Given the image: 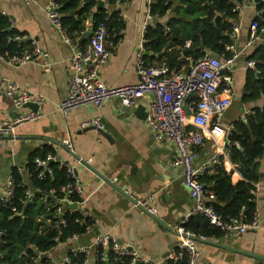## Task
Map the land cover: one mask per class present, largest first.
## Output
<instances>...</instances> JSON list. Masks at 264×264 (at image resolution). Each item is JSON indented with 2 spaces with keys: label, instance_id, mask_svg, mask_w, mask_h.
Listing matches in <instances>:
<instances>
[{
  "label": "crops",
  "instance_id": "obj_1",
  "mask_svg": "<svg viewBox=\"0 0 264 264\" xmlns=\"http://www.w3.org/2000/svg\"><path fill=\"white\" fill-rule=\"evenodd\" d=\"M51 2L0 0L2 10L11 18L14 27L23 33L25 40L37 42L48 53L52 63L51 70L45 71L42 67L45 58L41 55L19 66L8 65L0 60V74L4 78L42 97L39 111L43 114L37 122L18 126L14 136L0 138V187L5 186L11 169L22 167L36 148L45 142L58 143L71 139L77 157L90 160V163H86L109 180L99 178L88 165L80 164L78 167L84 195L88 199L87 207L97 219V225L75 244L90 246L96 236L112 235L119 244L137 250L141 257L151 263L160 264L167 254L177 248L180 242L178 229L194 207L190 192L184 184L182 168L173 165L175 149L170 144L156 142L149 132L146 120L150 98H141L130 112L125 111L126 106L118 99L106 100L100 108L93 105L79 107L68 116L60 112L59 105L66 96L68 79L72 73V58L77 48L84 47L81 46L84 41L80 42L79 39L78 43L73 40L67 43L63 40L47 16ZM148 2L130 0L127 4L115 7L124 30L112 42L110 58L101 66L99 73L109 87L128 86L140 81L136 59L143 28L147 23L155 26L166 22L156 17L147 20ZM252 4L251 0L245 2L239 20L235 22L240 24L238 40L241 49L249 41V25L256 16ZM191 43L186 41L185 47H190ZM258 45L264 43H253L243 51L237 62L232 104L224 116L222 126H230L251 114L254 108L264 106V99L252 104H244L242 100L248 69L247 58L254 50L250 48ZM204 51L209 53L211 50ZM155 58L154 62L149 63L161 61L157 54ZM186 59L187 63L179 71L167 66L176 73H186L193 64L190 57ZM31 110L23 109L24 112ZM18 111L13 100L0 92V125L4 120L13 118ZM91 119L102 122L103 131L108 137L103 136L97 128H80L82 122ZM214 134L217 143L222 145V128H216ZM214 145L213 139L208 140L207 146L199 153L198 162L212 155ZM61 155L66 156L64 153ZM225 167L227 172L232 173L234 184L243 180L230 158L225 159ZM132 196L139 201L153 197L157 215H151L136 206ZM253 201L257 205L256 210L262 211L264 195L256 193ZM217 240L199 243L197 264H264V230L221 236ZM66 254L67 248L61 246L49 258L52 264H62ZM87 264H96L94 250Z\"/></svg>",
  "mask_w": 264,
  "mask_h": 264
},
{
  "label": "built area",
  "instance_id": "obj_2",
  "mask_svg": "<svg viewBox=\"0 0 264 264\" xmlns=\"http://www.w3.org/2000/svg\"><path fill=\"white\" fill-rule=\"evenodd\" d=\"M244 0L242 4L234 6V12H241L244 9ZM252 7L256 15L264 14V9L259 10L260 5L257 0H251ZM261 3H264L262 0ZM152 0H149L146 16L147 20L154 17L151 13ZM0 11L7 15L2 10ZM8 16V15H7ZM47 16L53 27L59 31L63 40L71 43L70 37L66 34L62 26L61 15L58 12V5L52 0L47 10ZM11 19V18H10ZM13 22V21H12ZM151 26V25H150ZM257 21H251L249 25V41L243 46L239 45L240 24H234L233 31L229 35L230 42L225 48V53L220 57H213L207 53L203 58L192 64V67L186 73H176L172 71L165 63H149L145 50V34L149 24H145L143 38L139 44L136 59V68L140 81L133 85L121 87H109L100 77V68L104 65L111 55L110 46L113 44L110 40V34L106 23L100 22L92 35L88 39V44L84 48H77L72 61V73L68 79V87L64 100L59 105V110L64 116L79 107L95 106L100 108L106 100L118 99L124 106L133 107L141 98H150L148 104L147 126L154 140L158 143L170 144L174 147L173 165L182 168L185 187L189 190L194 207L191 213L183 221L184 225L193 215H202L207 218L211 225L218 227L223 236L228 237L234 234H243L248 231L264 230V208L262 211L255 210L250 216L243 210L238 216L224 217L213 205L214 195L207 189L203 179L217 173L219 167L225 166V159L230 158V149L233 145H239L237 141H232L234 124L222 126L225 114L232 104V94L234 89V73L236 65L245 51L253 43H264V26L260 28ZM123 34V30L118 33ZM115 34L113 37H116ZM19 39V37H18ZM32 51L25 52L21 56H13L10 59L0 60L8 65L19 66L33 59L36 55L43 56L42 67L45 71L51 70L52 63L48 53L44 52L37 42L32 41ZM79 49V50H78ZM256 62L251 60L247 62V68H255ZM0 92H4L13 100L18 114L15 118H9L0 125V138H9L14 136L18 126L27 123L39 121L43 114L40 111L24 112V106L30 102H35L39 106L42 104V97L32 94L29 90L21 87L16 82L4 78L0 74ZM247 121V116L242 119ZM94 127L103 130V124L99 119H91L82 122L81 129ZM222 128L223 144H218L214 130ZM213 139L215 145L212 155L201 162H198L199 153L207 146L208 140ZM52 145L57 150V154L47 153L45 157H37L34 160L39 173L37 178L45 180L53 178L55 169L51 164H57L59 169H64L68 173L71 181L64 185L60 190L51 189L50 191L41 188L31 189L27 186L26 198L32 201L37 194L44 199L46 211L54 208V214L61 217L68 211L78 212L83 217H91L94 221L93 226L87 228V233L94 230L97 225L95 219L87 207L88 199L84 195L83 184L78 175L80 164L88 165L90 160L77 158L74 143L71 139H64L63 142H45ZM42 144L38 148L41 149ZM63 152L66 156H63ZM87 162V163H86ZM26 160L20 167L27 171ZM15 180L10 173L6 178V184L0 187V202L4 205L14 203ZM255 190L252 194L261 193L264 195V181L254 184ZM263 187V190L261 188ZM77 197L75 200L74 197ZM134 204L142 207L144 211L151 215H157V209L153 205V197L145 200H135ZM76 204V209H68V205ZM16 210V209H15ZM14 210V211H15ZM66 225L64 219L60 222ZM180 242L177 248L169 254L160 264H167L168 261H179L186 255L188 264H197L199 258V243L218 242L217 239H210L206 236H196L194 233L186 231L182 226L178 229ZM80 237H68L64 243L60 244L52 252L63 246L67 248V254L73 255H91L94 250L97 261L98 248L111 249L119 256H131L130 264H155L141 257L139 252L131 247L119 244L112 235L100 234L96 236L90 246L76 245ZM60 241V239H56ZM63 258L62 264H70L68 255ZM41 259V258H40ZM39 259V260H40ZM101 261L107 263L109 256L102 254ZM140 262V263H139ZM78 264V263H75Z\"/></svg>",
  "mask_w": 264,
  "mask_h": 264
},
{
  "label": "trees",
  "instance_id": "obj_3",
  "mask_svg": "<svg viewBox=\"0 0 264 264\" xmlns=\"http://www.w3.org/2000/svg\"><path fill=\"white\" fill-rule=\"evenodd\" d=\"M99 1L54 0L58 5L62 26L74 43H78L89 28L95 29L100 22L106 23L113 43L120 36L118 33L124 30L123 23L117 18L118 10L115 7L127 4L130 0H104L106 7L98 10ZM243 1L152 0V16L166 22L149 26L145 34L144 45L148 52L145 58L147 61L151 60L148 62H154L157 54L158 60H161L159 63L164 62L171 69L179 71L187 63L186 57H190L193 63L203 58L207 54L204 49H210L209 53L223 55L230 42L233 23L239 20L240 13L234 12L233 8ZM257 2L260 3L258 9H264L262 0ZM91 16H94L93 21L90 20ZM253 19L261 25L260 28L264 26V14L256 15ZM115 34L117 36L113 37ZM24 38L23 33L14 27L10 17L0 11V56L10 59L27 51L31 52L32 41ZM188 40L192 42L191 46L185 47ZM88 41H84L81 46L86 47ZM250 49L254 50L247 61H255L256 66L254 69H247L242 94L244 104L257 103L264 99V45ZM231 140L237 141L239 145L232 146L230 160L243 180L234 184L232 173L221 166L216 174L205 177L203 182L213 193V205L222 216H238L245 209L250 216L257 207L253 201L255 194H252L256 189L254 184L264 181V106L254 108L247 116V121L235 122ZM49 152L57 154L52 145L44 144L41 149L36 148L27 158L28 172L18 166L11 169L16 185L15 197L12 204L4 205L0 202V264H52L51 258L41 260V255L49 254L68 237L86 235L87 228L94 225L91 217H83L78 212L68 211L62 217L54 214V208L47 212L44 199L39 194L32 201L26 198V181L31 189L39 187L48 191L60 190L71 181L66 170L59 169L55 163L51 164L55 169L53 178H37L39 169L34 160L45 157ZM62 219L66 221V225L60 224ZM182 227L196 236L210 239L223 236L218 227L211 225L207 218L198 214L191 216ZM57 238L60 239L59 242L56 241ZM103 253L109 256L107 263L101 261ZM67 255L70 264H87L91 256L71 253ZM131 261V256L116 255L110 248L105 251L98 248L97 261L95 259L96 264H130ZM167 264H188V258L185 255L183 259L168 261Z\"/></svg>",
  "mask_w": 264,
  "mask_h": 264
},
{
  "label": "water",
  "instance_id": "obj_4",
  "mask_svg": "<svg viewBox=\"0 0 264 264\" xmlns=\"http://www.w3.org/2000/svg\"><path fill=\"white\" fill-rule=\"evenodd\" d=\"M103 8H105V2H104V0H100L99 1V3H98V6H97V9L99 10V9H103ZM93 18H94V16H91V18H90V20L91 21H93ZM92 32H93V29L92 28H89L88 30H87V32L84 34V36L81 38V40H80V42H83V41H85V40H88L89 38H90V36L92 35ZM148 54V52H146V55ZM211 55L213 56V57H217V58H220L221 56L219 55V54H217V53H211ZM24 108H31L33 111H35V112H37V111H39V105L37 104V103H35V102H30V103H28V104H26L25 106H24ZM126 109H125V111L126 112H130V110H132L133 108H134V106L133 107H125ZM17 114H18V112H15V114H14V116H13V118H15L16 116H17ZM91 129H95L94 127H89V128H87V130H91ZM103 136H107V134L105 133V131H103V130H98ZM108 137V136H107ZM77 157V156H76ZM78 158V157H77ZM88 168L93 172V173H95V174H97V176H99V178H103V179H105L106 181H108L109 182V180L107 179V178H105L101 173H99V172H95V170L91 167V166H89L88 165ZM67 208L68 209H76L77 208V205L76 204H73V205H68L67 206ZM139 208H141L142 210H143V208L142 207H139ZM144 211V210H143ZM144 212H146V211H144ZM169 256V254H167L165 257H168ZM50 257V255L49 254H42L41 255V260L42 259H47V258H49ZM140 263V262H139Z\"/></svg>",
  "mask_w": 264,
  "mask_h": 264
},
{
  "label": "rangeland",
  "instance_id": "obj_5",
  "mask_svg": "<svg viewBox=\"0 0 264 264\" xmlns=\"http://www.w3.org/2000/svg\"><path fill=\"white\" fill-rule=\"evenodd\" d=\"M10 174V172L7 174V176Z\"/></svg>",
  "mask_w": 264,
  "mask_h": 264
},
{
  "label": "bare ground",
  "instance_id": "obj_6",
  "mask_svg": "<svg viewBox=\"0 0 264 264\" xmlns=\"http://www.w3.org/2000/svg\"><path fill=\"white\" fill-rule=\"evenodd\" d=\"M232 148V147H231ZM230 151H231V149H230ZM225 167V166H224ZM226 168V167H225Z\"/></svg>",
  "mask_w": 264,
  "mask_h": 264
}]
</instances>
